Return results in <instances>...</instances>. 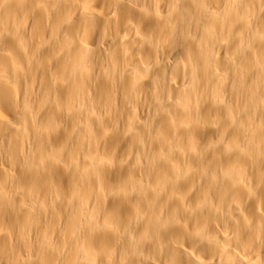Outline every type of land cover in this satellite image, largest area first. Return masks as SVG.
<instances>
[{"label": "bare ground", "instance_id": "obj_1", "mask_svg": "<svg viewBox=\"0 0 264 264\" xmlns=\"http://www.w3.org/2000/svg\"><path fill=\"white\" fill-rule=\"evenodd\" d=\"M0 264H264V0H0Z\"/></svg>", "mask_w": 264, "mask_h": 264}]
</instances>
